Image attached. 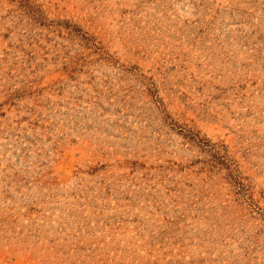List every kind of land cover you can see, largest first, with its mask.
<instances>
[{
  "label": "rangeland",
  "instance_id": "374dc122",
  "mask_svg": "<svg viewBox=\"0 0 264 264\" xmlns=\"http://www.w3.org/2000/svg\"><path fill=\"white\" fill-rule=\"evenodd\" d=\"M0 264H264V0H0Z\"/></svg>",
  "mask_w": 264,
  "mask_h": 264
}]
</instances>
